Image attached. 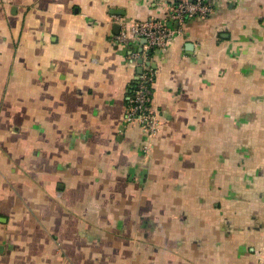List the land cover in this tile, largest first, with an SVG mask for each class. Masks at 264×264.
<instances>
[{"label": "crops", "instance_id": "0c3cea01", "mask_svg": "<svg viewBox=\"0 0 264 264\" xmlns=\"http://www.w3.org/2000/svg\"><path fill=\"white\" fill-rule=\"evenodd\" d=\"M213 2L145 49V153L113 36L169 0H0V264H261L264 0Z\"/></svg>", "mask_w": 264, "mask_h": 264}, {"label": "built area", "instance_id": "2783aa9c", "mask_svg": "<svg viewBox=\"0 0 264 264\" xmlns=\"http://www.w3.org/2000/svg\"><path fill=\"white\" fill-rule=\"evenodd\" d=\"M213 8V0H169L163 17L120 21V30L113 36L114 40L133 46L128 55L129 61L142 67L141 73L135 76L129 90L125 119L128 123H136L146 133L147 141L143 145L145 153L151 150L153 139L160 129L158 114L152 100V85L156 70L147 62L148 54L145 49H163L181 34L180 26H175L173 23L180 24L195 16L206 17L212 13ZM142 40L144 43L138 49ZM261 264H264V249L261 250Z\"/></svg>", "mask_w": 264, "mask_h": 264}, {"label": "water", "instance_id": "95a60500", "mask_svg": "<svg viewBox=\"0 0 264 264\" xmlns=\"http://www.w3.org/2000/svg\"><path fill=\"white\" fill-rule=\"evenodd\" d=\"M139 62H141V60H139ZM138 70H139V72L141 71V67H138Z\"/></svg>", "mask_w": 264, "mask_h": 264}]
</instances>
